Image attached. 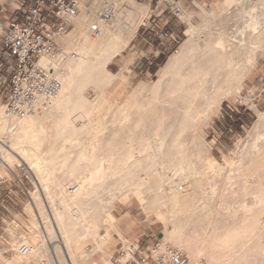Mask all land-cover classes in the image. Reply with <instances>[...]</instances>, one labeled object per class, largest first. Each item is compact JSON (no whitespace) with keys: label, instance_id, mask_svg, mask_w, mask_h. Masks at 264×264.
Masks as SVG:
<instances>
[{"label":"bare ground","instance_id":"6f19581e","mask_svg":"<svg viewBox=\"0 0 264 264\" xmlns=\"http://www.w3.org/2000/svg\"><path fill=\"white\" fill-rule=\"evenodd\" d=\"M103 2L94 0L72 18L76 27L60 40L62 54L44 61L61 84L47 108L23 119L7 118L0 108L1 169L24 163L40 209L32 210V242H13L20 255L11 261L42 260L47 250L35 249L42 234L54 239L58 233L60 248L49 264H97L94 253L112 264L106 248L114 232L122 237L124 225L108 209L134 199L163 224V246L186 251L191 264L204 256L214 264H250L255 251L264 256V112H257L258 121L226 166L199 133L224 98L238 97V78L260 58L264 0H236L235 28L225 24L217 35L208 23L191 25L158 81L141 84L122 104L118 90L129 84L128 68L113 75L107 66L128 48L150 7L122 0L105 22L99 18ZM124 11L126 29L118 24Z\"/></svg>","mask_w":264,"mask_h":264},{"label":"rangeland","instance_id":"374dc122","mask_svg":"<svg viewBox=\"0 0 264 264\" xmlns=\"http://www.w3.org/2000/svg\"><path fill=\"white\" fill-rule=\"evenodd\" d=\"M235 1L184 0L185 19L182 17V21H179L168 13L162 0H138L140 4H148L152 11L145 18L128 48L107 66L108 71L113 75H117L124 67L128 68L129 84L126 88L118 90V93H121L120 104L141 84L158 81L161 69L188 40L191 25L202 27L208 23L207 29L211 30L212 33L214 32V35L219 34L225 24L229 30L234 29L238 11ZM93 2L94 0H86V7L90 8ZM27 5L28 3L24 0H0V108L2 109L6 102L14 65L13 59L8 57L7 50L3 45V35L6 26H9L16 19L23 20L27 13ZM222 8L225 10L224 12L221 11ZM127 14L128 11H124L122 15L119 14L118 19L121 21L118 24H121L125 29L130 27V23L127 22ZM74 36L73 42H78V36ZM258 56L260 58H256L257 64L255 63L252 68L249 67L241 75L242 78H238L242 86L238 97L232 95L224 98L221 101L219 111L210 120V124L203 126L201 128L203 130L200 129L199 131L202 139L211 146V155L222 166H226V160H230V155L236 153V147L242 146L247 140L250 130L259 119L257 112H264V49ZM116 90L115 86L111 87V91L115 92ZM88 94L90 101L96 98L94 90L90 89ZM198 140L194 142L199 143ZM9 168L2 170L0 164V176L8 180V183L2 188L3 200L0 202V242L1 248H3L0 264H15L11 260L14 256L20 255L19 247L23 244V240L32 242V235L36 233L35 230H30L32 228V210L36 211L35 213L40 212L33 198V193L37 191V185L24 163L15 161L13 167L10 166ZM45 207L49 209L47 204ZM107 213L115 218L119 224L123 220L124 226L120 224L123 230L121 237L123 241L127 240L129 244L139 242L141 250L153 246H163V224L159 218L148 214L135 199L129 202L124 201L119 205L112 204ZM262 219L264 220V215ZM263 220L262 225H264ZM101 233L105 234L106 229L103 228ZM42 235V239L38 241L35 249L42 250L44 248L42 251L47 250L46 256L38 262L30 259L24 264H49L53 262V255L60 248L59 234L56 233L54 239H50L49 235ZM261 235L260 244L258 243L259 246L262 245L260 250L261 248L264 249V244H262L264 243V239H262L264 238V230ZM113 237L112 243L106 248V251L110 255L111 263L115 264L114 259L118 256L116 250L119 249L120 239L116 232L113 233ZM45 238H47L46 241ZM13 242L14 244L17 243L19 247H13ZM125 243L127 242L125 241ZM44 246L48 247L45 248ZM134 246L137 247L138 245L135 244ZM167 246L182 251L171 243ZM183 252L188 255L186 251ZM99 257V253H94L92 261L102 264ZM263 257L262 252L255 251L250 264H264ZM49 259L51 260L49 261ZM200 260H203L205 264H214L210 263L207 256L200 258L198 262Z\"/></svg>","mask_w":264,"mask_h":264},{"label":"built area","instance_id":"2783aa9c","mask_svg":"<svg viewBox=\"0 0 264 264\" xmlns=\"http://www.w3.org/2000/svg\"><path fill=\"white\" fill-rule=\"evenodd\" d=\"M28 3L22 21L16 19L5 27L3 45L13 59V75L4 105L7 118L23 119L45 110L61 90L52 66L44 61L62 54L60 40L74 29L71 19L86 7V0H24ZM122 0H104L99 13L101 21L109 22L117 14ZM168 13L182 21L184 0H162ZM24 4V3H23ZM22 4V5H23ZM94 32L99 30L94 27ZM8 180L0 176V202ZM128 242L120 249L115 264H191L189 256L169 246H153L141 250ZM22 248V253L25 252ZM195 264H205L203 260Z\"/></svg>","mask_w":264,"mask_h":264},{"label":"crops","instance_id":"0c3cea01","mask_svg":"<svg viewBox=\"0 0 264 264\" xmlns=\"http://www.w3.org/2000/svg\"><path fill=\"white\" fill-rule=\"evenodd\" d=\"M146 5H148V4H146ZM183 5H184V4H183ZM149 7H150V6H149ZM183 8H184V7H183ZM151 11H152V10H151V8H150V12H151ZM16 12H17V10L15 11V13H16ZM184 15H185V11H184L183 17H184ZM183 19H185V18H183ZM144 20H145V19H144ZM143 22H144V21H143ZM143 22H142V23H143ZM71 23L76 27L75 22H72V21H71ZM141 25H142V24H141ZM141 25H140V26H141ZM139 28H140V27H139ZM137 31H138V30H137ZM136 34H137V33H136ZM135 36H136V35H135ZM74 37H75V36H73V38H74ZM73 38H72V40H73ZM134 38H135V37H134ZM131 42H132V41H131ZM122 235H123V233H122ZM118 236H119V239H120V240H119V244H118L119 249L116 250V254L119 253L120 248L123 246V244H124V245L126 244L125 241H123V240L121 239V236H120L119 234H118ZM135 244L139 246L140 243H139V242H138V243H133V245H135Z\"/></svg>","mask_w":264,"mask_h":264}]
</instances>
